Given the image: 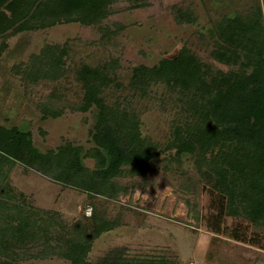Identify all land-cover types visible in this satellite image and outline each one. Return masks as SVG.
I'll list each match as a JSON object with an SVG mask.
<instances>
[{
  "label": "trees",
  "instance_id": "1",
  "mask_svg": "<svg viewBox=\"0 0 264 264\" xmlns=\"http://www.w3.org/2000/svg\"><path fill=\"white\" fill-rule=\"evenodd\" d=\"M116 1L0 0V37L62 23L91 25L113 13ZM133 2L141 7L148 0ZM190 16L178 10L179 21H190ZM209 32L215 43L212 55L238 69H215L185 44L153 66L134 67L128 93L108 103L104 90L115 80L114 67L82 65L77 73L84 98L76 109L92 110L95 117L90 131L94 145L87 150L66 142L42 151L30 130L0 124V264H20L30 251H49L70 264H170L166 257L133 261L116 250L96 262L89 257L94 241L121 225L107 209L127 190L118 178L147 175L162 154L180 165L184 156L193 157L201 180L219 194L211 231L260 245L262 235L249 234L248 228L264 226V1L243 13L222 15ZM66 55L67 48L61 47L32 56L25 80L57 79ZM158 85L175 95L176 115L165 144L143 133L141 116L133 108L134 100L149 98ZM42 110L43 118L62 113L50 105ZM85 158L94 159V166H87ZM17 166L87 192L90 213L85 207L82 219L69 225L60 212L30 205L12 184ZM223 216L240 223L223 226Z\"/></svg>",
  "mask_w": 264,
  "mask_h": 264
},
{
  "label": "rangeland",
  "instance_id": "2",
  "mask_svg": "<svg viewBox=\"0 0 264 264\" xmlns=\"http://www.w3.org/2000/svg\"><path fill=\"white\" fill-rule=\"evenodd\" d=\"M263 1L148 0L146 6L135 7L133 0H117L113 13L91 25L71 22L7 33L0 37V48L7 45L0 57V124L30 130L42 151L66 142L87 150L94 145L90 131L95 117L92 110L76 109L84 98L77 73L82 65L114 67L111 76L115 80L104 90L108 103L128 93L134 67L153 66L185 44L215 69H238L212 55L215 43L209 29L222 15L243 13L255 4L263 5ZM178 10L191 12V20L179 21ZM61 47L67 48V55L60 77L25 80L23 71L32 56L44 49L59 51ZM153 90L149 98L134 100L133 108L141 116L143 133L165 144L176 115L175 95L170 96L163 85L154 86ZM44 105L62 111L61 115L43 118ZM164 156L153 161L152 170L145 176L118 178L127 190L107 209L108 216H118L121 225L94 241L90 260L96 262L116 250L133 261L166 257L170 264H264V226L248 228L249 234L262 235L258 246L211 231L219 194L212 193L201 180L193 157L184 156L180 165L170 164ZM84 161L87 166H94V159ZM51 177L33 170L25 172L17 166L11 181L30 205L60 212L69 225L82 219L85 207L86 214L90 212L87 192L64 186ZM221 219L223 226L240 223L232 216ZM27 254L29 257L20 260V264H70L49 251Z\"/></svg>",
  "mask_w": 264,
  "mask_h": 264
},
{
  "label": "built area",
  "instance_id": "3",
  "mask_svg": "<svg viewBox=\"0 0 264 264\" xmlns=\"http://www.w3.org/2000/svg\"><path fill=\"white\" fill-rule=\"evenodd\" d=\"M90 213V212H89ZM189 264H196L195 262H190Z\"/></svg>",
  "mask_w": 264,
  "mask_h": 264
}]
</instances>
